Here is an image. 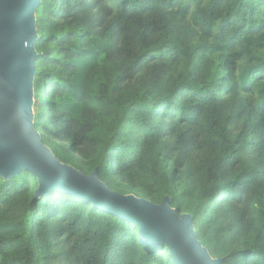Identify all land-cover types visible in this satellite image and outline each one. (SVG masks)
Here are the masks:
<instances>
[{
	"label": "trees",
	"instance_id": "obj_1",
	"mask_svg": "<svg viewBox=\"0 0 264 264\" xmlns=\"http://www.w3.org/2000/svg\"><path fill=\"white\" fill-rule=\"evenodd\" d=\"M34 127L63 164L264 264V0H42ZM0 177V264H175L137 225Z\"/></svg>",
	"mask_w": 264,
	"mask_h": 264
},
{
	"label": "water",
	"instance_id": "obj_2",
	"mask_svg": "<svg viewBox=\"0 0 264 264\" xmlns=\"http://www.w3.org/2000/svg\"><path fill=\"white\" fill-rule=\"evenodd\" d=\"M41 3L0 0V177H14L24 169L38 179V196L57 191L135 224L142 242L167 246L175 264H221L198 241L190 215L173 209L168 197L158 205L122 195L103 183L97 171L84 175L42 143L32 111L36 13Z\"/></svg>",
	"mask_w": 264,
	"mask_h": 264
},
{
	"label": "rangeland",
	"instance_id": "obj_3",
	"mask_svg": "<svg viewBox=\"0 0 264 264\" xmlns=\"http://www.w3.org/2000/svg\"><path fill=\"white\" fill-rule=\"evenodd\" d=\"M34 80H35V76H33V80H32V111L34 112L33 110V104L35 103V99H34Z\"/></svg>",
	"mask_w": 264,
	"mask_h": 264
}]
</instances>
